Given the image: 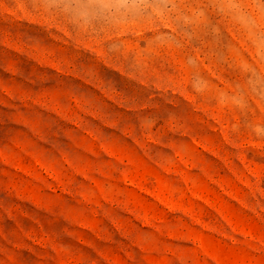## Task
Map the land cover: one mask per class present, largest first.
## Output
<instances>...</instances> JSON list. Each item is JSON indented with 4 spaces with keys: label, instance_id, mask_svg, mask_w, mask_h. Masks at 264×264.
Segmentation results:
<instances>
[{
    "label": "rangeland",
    "instance_id": "rangeland-1",
    "mask_svg": "<svg viewBox=\"0 0 264 264\" xmlns=\"http://www.w3.org/2000/svg\"><path fill=\"white\" fill-rule=\"evenodd\" d=\"M0 264H264V0H0Z\"/></svg>",
    "mask_w": 264,
    "mask_h": 264
}]
</instances>
